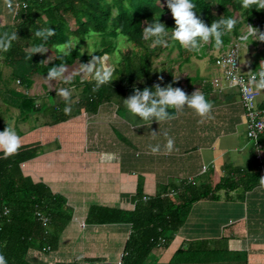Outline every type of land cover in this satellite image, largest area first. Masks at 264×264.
<instances>
[{
    "label": "crops",
    "instance_id": "obj_1",
    "mask_svg": "<svg viewBox=\"0 0 264 264\" xmlns=\"http://www.w3.org/2000/svg\"><path fill=\"white\" fill-rule=\"evenodd\" d=\"M12 19V12L6 11L0 15L3 21L0 25ZM247 40L243 44L247 57L240 61L246 72L264 65V46L256 50L260 44L251 37ZM232 42L235 39L225 46H208L200 51V57L190 54L187 59L176 47L177 53L167 61L166 69L153 72L166 86L171 83L188 95L196 90L205 95L212 103L213 118L203 123L198 122L202 118L195 110L185 106L180 113L169 109L175 116L172 120L158 123L154 119L150 126L137 127L141 118L130 115L124 103L117 106L113 98L101 104L96 112L81 109L64 121L53 123L49 118L42 127L13 128L21 145L32 146L36 152L22 162L23 171L66 197L72 208V217L60 232L57 247L49 252L31 249L34 259L44 264L74 261L99 264L116 260L124 250L131 224L90 222L86 219L88 210L92 204L133 209L138 184L144 194L154 195L164 185L178 184L188 176L197 183L210 185L225 176L237 181L250 170H254L253 179L264 176V161L258 160L253 141L246 134V114L238 90L228 85L214 63L215 56ZM12 83L0 81L1 101V93ZM256 90L257 104L264 107V90ZM4 104L0 125L5 122L12 128L3 120L11 106ZM121 112L124 115L120 116ZM129 117L133 120H128ZM113 119L118 126L130 121L129 127L115 128ZM71 120L75 121L74 127H70ZM164 131L174 139V150L170 153L163 147ZM151 132L158 133L153 137ZM156 144L161 149L152 153L149 145ZM237 182L238 186L236 182L227 183L234 189H219L214 197L195 201L169 244L154 247L143 264H167L178 248L194 245L198 252L216 253L218 260L226 257L229 250L232 254L228 258L235 257L238 264H264V187L260 181L250 187L243 186L241 180Z\"/></svg>",
    "mask_w": 264,
    "mask_h": 264
},
{
    "label": "trees",
    "instance_id": "obj_2",
    "mask_svg": "<svg viewBox=\"0 0 264 264\" xmlns=\"http://www.w3.org/2000/svg\"><path fill=\"white\" fill-rule=\"evenodd\" d=\"M28 2L26 7H20L13 14L12 21L0 25V35L16 32L18 39L12 41L8 51H0V63L11 66L9 80H19L25 88L33 83L35 74L47 76L51 67L70 66L75 60L85 63L92 56L107 53L113 63V77L110 84L94 89V76L80 80L77 74L75 81L82 84L81 97L73 101L70 115H65V101L44 106L42 113L47 114L51 122L67 120L79 113L81 109L96 112L100 105L120 95L123 99L133 94L134 87L143 90L152 88L159 83L157 75L151 74L155 59L166 48L178 47L179 53L185 59L190 54L200 57L201 53L185 50L171 37L172 29L176 27L167 0H20ZM196 8L197 17L210 25L213 20L221 18H236L234 29L222 37V45L229 44L243 33V26L252 22L257 29L264 24V9L257 10L255 5L248 9L242 7V0H191ZM217 9L213 8V3ZM67 16L74 20L71 27ZM258 20L257 23L255 20ZM160 20L169 32L168 46L151 45V41L143 39V27L148 22ZM255 23V24H254ZM54 28L46 47H53L54 58L46 60L45 53H34L31 60L26 55L32 47L41 43L34 36L39 28ZM94 40L96 48L92 51L81 50L80 45L88 38ZM251 37L248 35L247 39ZM125 40L127 46H119ZM75 42L68 54L60 52L58 45ZM254 43H258L253 39ZM120 44V45H121ZM172 44V45H171ZM208 46L216 47L214 41L204 44L201 51ZM264 51V49H263ZM118 52V57L115 53ZM187 55V56H186ZM117 57V58H116ZM98 64L99 61H98ZM156 81V83H154ZM2 94V100L8 106L16 107L22 118L27 119L29 113L38 105L33 96L13 86L7 85ZM40 106V104H39ZM40 111V110H39ZM36 111H33V113ZM9 127L1 123L2 131ZM264 142V136L261 137ZM32 146L21 145L16 154L4 158L0 151V253L7 264H44L30 255L31 249L49 252L57 247L58 236L72 217V208L67 204V198L53 192L43 181H36L32 175L22 169V162L35 155ZM245 169V168H244ZM254 170L246 171L240 178L241 184L250 187L260 180L253 179ZM255 176L258 175L255 173ZM237 180V181H239ZM227 180V176L214 184L189 182L182 180L178 184L163 186L162 191L154 195L143 193L138 184L133 202V209L92 204L89 207L87 220L90 222H122L131 224V232L122 252L123 264H143L151 250L159 245L167 246L173 234L182 226L190 212L192 204L204 197H214L215 192L223 188H233L227 183L240 182ZM236 186V187H237ZM234 189V188H233ZM174 190V192L172 191ZM143 195H147L143 199ZM7 209V213L3 211ZM41 212L49 218L43 222L37 215ZM197 245L186 249L178 248L167 264H201L196 263ZM193 251V252H192ZM227 258H219L213 253L212 264H238L229 250ZM212 254V252H211ZM55 264H77V262H58Z\"/></svg>",
    "mask_w": 264,
    "mask_h": 264
},
{
    "label": "clouds",
    "instance_id": "obj_3",
    "mask_svg": "<svg viewBox=\"0 0 264 264\" xmlns=\"http://www.w3.org/2000/svg\"><path fill=\"white\" fill-rule=\"evenodd\" d=\"M5 5L13 14L16 13V8L13 5V0H5ZM255 5L256 9H264V0H242V7L245 9ZM167 7L171 10L172 16L175 20L176 27L172 29L171 39L179 42V44L187 51L199 53L204 44L214 41L215 45L219 47L222 44V37L231 32L237 24L236 18H221L213 20L210 25L206 24L202 19L197 17L193 11L196 6L191 0H167ZM249 34L255 36L258 40L264 41V32L248 25ZM165 24L160 20H153L148 22L146 27H143V39L151 41L153 47L168 46L169 32ZM55 35V29L39 28L34 32L41 43L35 45L26 55V59L31 60L34 53H45L48 49L46 47L48 40ZM18 39L17 33L11 34L5 32L0 35V51L6 52L10 49L12 41ZM72 49L71 43L66 45L65 54H68ZM90 61V60H87ZM98 58L94 57L88 64H82L81 70L86 73H94V91L98 90L105 84H110L113 80V69L109 66H96ZM66 69L64 65L53 66L49 69L46 79L49 81L57 80L64 77ZM257 76L252 77V82L258 90H264V65ZM71 77L66 78L70 80ZM163 79L162 77L160 78ZM56 94L61 96L65 101L64 113L70 115L72 111L71 92L69 89L61 88L56 90ZM124 105L129 114L133 117L139 116L141 121L137 123V127L150 126L155 119L158 123L162 121H169L175 118L169 112V109H174L175 112L180 113L184 107L187 106L195 110L196 114L202 119L198 121L203 123L205 119H212V103L205 98V95L199 90L186 94L184 90L179 87H173L171 83L162 87L159 83L154 84L152 88L144 87L143 90L135 88L133 94L124 99ZM158 132H151L155 137ZM162 135L166 139L164 149L167 152L174 150V139L164 131ZM21 146V140L17 132L11 128L6 127L0 131V151H3L4 158L16 154ZM152 153H157L161 149L160 144L149 145ZM260 186L264 187V176L260 177ZM187 180V179H186ZM196 182V181H195ZM0 264H7L5 256L0 253Z\"/></svg>",
    "mask_w": 264,
    "mask_h": 264
},
{
    "label": "rangeland",
    "instance_id": "obj_4",
    "mask_svg": "<svg viewBox=\"0 0 264 264\" xmlns=\"http://www.w3.org/2000/svg\"><path fill=\"white\" fill-rule=\"evenodd\" d=\"M213 8L215 10L217 9V5L215 4V2L213 3ZM6 11H9V9L5 6V0H0V15H4V13ZM67 18L70 22L71 27H74L73 18L71 16H67ZM257 21L258 20L256 19L255 22L257 23ZM2 22L3 21L0 20V24ZM261 26H262V28L259 31L264 32V24H262ZM253 27L256 28L255 25H253ZM243 28L247 29L248 24L245 23ZM244 31L245 30H243V32ZM241 34H243V33L241 32ZM251 38L256 39V37L252 36V35H251ZM246 41H248V40L246 39L245 41H243L242 44H244ZM70 43L72 46L75 45V42H70ZM67 44H69V43H64L62 45H58L59 51L65 52ZM120 44H119V46L124 47V46H127L129 43L126 42L125 40H123L122 44L121 45ZM258 44H260V45L256 46V50H258V48H262L264 46V41L259 40ZM95 48H96V44L94 43V40L91 39L90 37L83 44L80 45V49L82 51L83 50L92 51ZM175 48L176 47H173L171 52H167V50H168L167 48L165 50H163V52L154 61L151 74H153L154 70H158V69L165 70L166 69V65L168 64L167 61H171L170 58L174 57L175 54L177 53ZM47 49L48 50L45 52V55L47 58L46 60H52L54 58L55 50L53 47H48ZM177 49H178V47H177ZM213 52H215V51H213ZM246 53H247V50H245V47L240 46V48L238 49V59L240 61H243L244 59H246V57H247ZM118 54H119L118 52L115 53V55L117 57H118ZM108 56L109 55L107 53H104L101 56H98V55L92 56L89 60L91 61L94 57H97L98 61L100 63V64H98V63L96 64L97 67H99L101 65L109 66V67L114 66L113 63L111 62L110 57H108ZM119 56H120V54H119ZM103 57H104V59H103ZM82 64H84V63H80V61L78 59L75 60V62L72 65L65 66L66 71L64 73L63 78L53 80V81L47 80L46 79L47 76L35 74L33 76L34 82L32 83V85L29 88H25L23 85H20V82H18V80L13 81L14 83H12L11 80L8 81V79H9L8 77H9L10 72H11V66L6 65L3 62H1L0 63V65H1L0 77L2 79L0 81L4 82L5 84L12 83V86L16 87L19 90L26 92L30 96H33L35 99L36 105H38L34 110H32V112L29 113V116L27 117V119L22 118V116L19 114L20 111L18 108H16V107L14 108L11 106V107H9V111L7 112L8 117L3 118V120L8 121L12 125V128H27V127L32 128V127H36V126L38 128V127H42L44 124H47L46 122H49V116L47 114L42 113L43 112L42 111V106H43L42 103L44 104V106H46V105H49L53 102L58 104L59 102L64 100L61 96L56 94V90H59L61 88H65V89L70 90L72 102L75 100H78V98L81 97L80 93L82 92V84H79L75 81L76 75L78 74L80 76L81 81L86 79V78H89L91 76H94V73H86V72L82 71L81 70ZM253 68H255V67H253ZM68 77H71V79L66 80V78H68ZM114 100H115V103L117 104V106L122 107V104L124 103L123 102L124 99L120 95H118V98L116 97ZM39 104H40V106H39ZM0 106H1L0 107V114H1L0 116H4L3 115L4 114V108L6 107V105L1 100H0ZM33 111H36V112L33 113ZM119 115L120 116L124 115V112L119 113ZM128 120L131 121V120H133V118L129 117ZM130 121H127V124H123L122 126L116 125L117 123L115 121V123H114L116 125L115 128H128L129 127L128 123ZM71 123H73V124L70 127H74L75 121L74 122L72 121ZM87 124L91 125V122L88 121ZM130 128H132V127H130ZM116 131H118V130H116ZM114 134H115V132H114ZM119 135H120V133H119ZM197 253H198V255H197L196 263L212 264V262L209 259L214 258L213 253L211 254V252L208 253L206 251L197 252ZM218 264H223V263L219 262Z\"/></svg>",
    "mask_w": 264,
    "mask_h": 264
},
{
    "label": "built area",
    "instance_id": "obj_5",
    "mask_svg": "<svg viewBox=\"0 0 264 264\" xmlns=\"http://www.w3.org/2000/svg\"><path fill=\"white\" fill-rule=\"evenodd\" d=\"M28 2L13 0V5L18 10L20 7H26ZM7 7V6H6ZM248 25L253 27L252 22H247ZM248 29V30H247ZM243 34L235 39L227 48L221 50L214 59V63L222 71L224 77L226 78L228 85L236 87L239 93L240 101L242 103L244 113L246 114L247 130L246 134L253 141L256 149V157L262 163L264 161V155L262 151L264 150V142L261 141V137L264 136V107L257 104L258 91L252 82V77L257 76L260 69L244 71L242 64L238 59V49L243 46V41H245L249 34V28H247ZM104 59V57H103ZM90 61H86L88 64ZM217 80V79H215ZM19 82V80H18ZM205 168V166H204ZM189 182L194 183V179L191 176L187 177ZM174 192V190H172ZM147 195H143V199H146ZM4 214L7 213V209L3 211ZM37 215L43 222L47 223L49 218L37 212ZM99 264H123L122 263V253L116 260H106Z\"/></svg>",
    "mask_w": 264,
    "mask_h": 264
}]
</instances>
